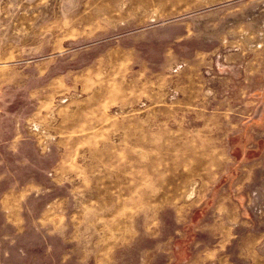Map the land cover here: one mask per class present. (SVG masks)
<instances>
[{"label": "rangeland", "instance_id": "obj_1", "mask_svg": "<svg viewBox=\"0 0 264 264\" xmlns=\"http://www.w3.org/2000/svg\"><path fill=\"white\" fill-rule=\"evenodd\" d=\"M0 264H264V0H0Z\"/></svg>", "mask_w": 264, "mask_h": 264}]
</instances>
